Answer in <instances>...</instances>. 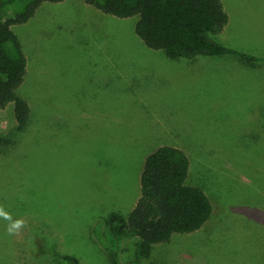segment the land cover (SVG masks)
Segmentation results:
<instances>
[{
  "label": "rangeland",
  "instance_id": "374dc122",
  "mask_svg": "<svg viewBox=\"0 0 264 264\" xmlns=\"http://www.w3.org/2000/svg\"><path fill=\"white\" fill-rule=\"evenodd\" d=\"M224 2L218 39L264 58V0ZM138 19L66 0L15 28L33 115L21 131L14 105L0 111V206L26 227L9 235L0 218V264H111L97 232L117 248L110 217L135 207L145 159L163 145L191 157L190 183L214 212L156 245L147 264H264V62L172 60L139 38Z\"/></svg>",
  "mask_w": 264,
  "mask_h": 264
},
{
  "label": "trees",
  "instance_id": "16d2710c",
  "mask_svg": "<svg viewBox=\"0 0 264 264\" xmlns=\"http://www.w3.org/2000/svg\"><path fill=\"white\" fill-rule=\"evenodd\" d=\"M66 0H0V111L14 105L18 128L30 124L33 109L19 94L28 75L25 46L15 28L28 23L47 3ZM103 14L117 18L139 16L136 34L153 50L172 59L194 60L199 56H234L250 64L264 58L225 45L218 39L230 17L223 0H84ZM191 157L185 150L163 145L148 155L140 176V197L127 216L112 214L110 229L117 248L102 232L100 244L111 264H124L128 239H136L135 259L126 264H147L156 245L175 234L202 229L213 217L212 200L205 189L191 184ZM67 264H82L64 255Z\"/></svg>",
  "mask_w": 264,
  "mask_h": 264
},
{
  "label": "clouds",
  "instance_id": "9594fccd",
  "mask_svg": "<svg viewBox=\"0 0 264 264\" xmlns=\"http://www.w3.org/2000/svg\"><path fill=\"white\" fill-rule=\"evenodd\" d=\"M0 218H3L9 222L6 228V231L9 235H19L21 229L26 227L25 220L23 219L13 220L11 215L3 210L2 206H0Z\"/></svg>",
  "mask_w": 264,
  "mask_h": 264
},
{
  "label": "crops",
  "instance_id": "0c3cea01",
  "mask_svg": "<svg viewBox=\"0 0 264 264\" xmlns=\"http://www.w3.org/2000/svg\"><path fill=\"white\" fill-rule=\"evenodd\" d=\"M223 2H224V0H223ZM224 4H225V2H224ZM225 8H226V10H227L226 4H225ZM255 70H256V68H255Z\"/></svg>",
  "mask_w": 264,
  "mask_h": 264
}]
</instances>
